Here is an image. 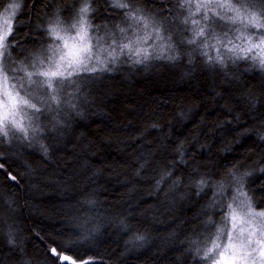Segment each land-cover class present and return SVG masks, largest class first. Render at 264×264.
I'll list each match as a JSON object with an SVG mask.
<instances>
[{"label": "trees", "instance_id": "1", "mask_svg": "<svg viewBox=\"0 0 264 264\" xmlns=\"http://www.w3.org/2000/svg\"><path fill=\"white\" fill-rule=\"evenodd\" d=\"M11 2L0 0V13ZM141 4L157 14L162 5L164 9L173 8L170 0H142ZM78 6L76 0H22L13 18L18 43L27 48L33 47L34 42L49 43L44 29L38 25H44L57 11L67 21ZM94 7L97 9L94 25L111 27L113 23H121L118 14L104 0H98ZM164 14L174 17L169 25L173 40L182 52L187 51V46L180 44L181 38L189 34L190 25L181 23L187 10ZM176 16L180 19H175ZM194 18L200 16L196 14ZM12 58L24 59L19 47L12 49ZM111 66L114 72L97 73L81 84L88 107L84 118L75 117L71 124L75 135L58 142L55 165L44 163L33 176L27 174L26 165L10 158L6 170L13 175L26 174L19 175L17 181L0 175V217L8 220L18 233L17 246H11L0 231V264H69L58 260L50 252L51 247L77 260L92 259L93 264H202L196 254L200 240L208 232L202 220L207 214H218L221 210L208 209L212 198L201 201L190 189L181 198L180 193L185 191L183 183L167 196L164 188L168 183L155 190L158 171L167 168L177 156L169 154L174 145L170 144L172 137L166 134L168 124L175 110H183L186 115L196 113L195 124L186 126L189 131L171 129L175 139L180 140L190 134L192 127L206 123L211 129L217 122L232 118L229 110L239 114L245 106L252 105L259 112L254 111L242 123L245 126L257 120L264 123V107H261L264 74L253 68L251 72L237 73L240 79L233 81L223 77L218 68L204 67L199 58L190 65L186 56L177 62L153 60L139 66L120 57ZM152 125H159L163 131ZM252 140L250 135L233 147L234 159L255 152L256 162L249 163L252 167L264 165V143L253 144ZM201 143L214 144L216 137L209 133L201 137ZM229 146L232 145H226ZM204 151L206 148L189 146L185 157L188 162L177 163L179 171L174 175H188L185 170L192 167L204 172L217 171L209 167L215 159L202 156ZM26 159L33 163L35 156ZM145 160V168L139 169ZM137 169L139 176L134 175ZM262 185L264 181L252 183L249 179V194L257 208L264 204ZM77 187H88L89 193L95 192L101 200L96 214L106 219L94 233L89 234L88 226L81 229L70 222L73 214L88 215L85 208L78 207V199H67L66 193L70 190L75 194ZM191 208L195 211H187ZM121 215L132 217V225L148 231L151 242L145 246L127 245L126 234L112 222Z\"/></svg>", "mask_w": 264, "mask_h": 264}, {"label": "clouds", "instance_id": "2", "mask_svg": "<svg viewBox=\"0 0 264 264\" xmlns=\"http://www.w3.org/2000/svg\"><path fill=\"white\" fill-rule=\"evenodd\" d=\"M188 0H181L184 4ZM193 4L197 3L198 0H191ZM22 3V0H21ZM20 3V4H21ZM231 4L232 7L228 5ZM79 7V6H78ZM138 7H144L142 4ZM145 8V7H144ZM233 8L240 9L244 13L245 21L247 20L248 12L255 14L260 18L261 27L253 30V27H245L239 19L237 14L233 11ZM201 9L204 11V15L200 16V10L194 8V12L200 16L199 19H194L189 22L190 25L187 36L183 37L187 51H181L180 46L175 40L172 39L169 47L175 49L171 53L174 56L173 59L168 58V53H161L159 56H150L146 61L133 63L131 59L124 57L126 63L130 62L132 65H147L153 60H162L167 62H177L182 57H187L190 65L194 64L199 58L200 62L204 67L218 68L219 72L223 77L233 81H239L240 77L237 73L241 71L251 72L253 68L264 74V52L257 54L258 49L255 47L251 48V51H247L251 45H258L259 48H264V5L257 7H248L236 0H207V4L201 5ZM151 15L157 16L159 19H163L159 14L151 12ZM121 24V23H118ZM95 25L93 24V27ZM121 27L124 25L121 24ZM161 33L165 32L164 27L160 28ZM172 37L173 34L169 33ZM90 37L92 40L95 38V34L90 31ZM251 41V45L247 42ZM243 49V50H241ZM255 57V58H253ZM23 59L18 60L16 63H20ZM95 63V60L92 61ZM15 68V66H13ZM115 68L111 66L110 71L114 72ZM97 73H88V76H94ZM10 81L15 85V88L23 95L24 87H27L26 81H22V77L19 75L13 80L11 74H9ZM84 79L78 80L73 85L67 86L65 91L62 93V99L60 104H53L51 110H45V106L39 103L36 99H32L30 96H24V99L28 101V104H36V107L40 109L39 112H35L28 106H22L19 114L16 116L18 122H22L26 132L21 131L20 128L16 127L12 123V119L9 118L5 121V127L7 134L4 135V142L0 144V160H7L10 158L12 162L20 161L27 167V174L35 176L38 170L42 169V165L47 163L49 165H55L57 163V157L55 152L58 150V142L63 140L67 136H74V131H71V124L75 117L81 119L85 116L87 104V97L81 91V84ZM220 95V93H217ZM264 107V104L261 105ZM259 112V109L255 105L250 108L245 106L243 111L237 114L234 111H229L231 119H224L210 129L206 123H203L201 127H192L190 134L184 139H175V134L171 129H185L189 123L195 124L196 113L191 112L190 115H186L183 110H175L172 113V122L168 124L169 131L166 133L172 139L170 144L174 145L170 149V153L177 154V148H183L181 155H177L176 159L169 162L171 167L168 168L169 173L172 174V179L179 181L175 184V188H179L183 183L184 192L180 193L181 198L190 189L194 192L195 196L199 197L203 201L207 197H211L212 200L215 198L218 205H222L224 210L217 213H209L206 218L202 220V223L207 225L208 232L200 240L201 255L207 249L212 247L213 243H217L219 247L216 251H220L223 244L226 241V234L232 228V221L227 209V205L231 204L232 207L237 208V211L242 215L244 210L238 207V202L232 199L236 188L238 187L235 183V177L241 176L244 173H248L244 177L243 191L250 193L249 179L251 178L252 183L264 181V172H260L257 169L264 168V165L258 164L257 167H252V164L256 162V153L249 152L244 153L243 159H234L236 153L233 151V147L240 143L242 138L252 136V143L256 144L257 141L264 143V123L259 120L253 122L251 126H245L242 121L245 117H250L253 112ZM22 118V120H21ZM152 127L159 128V125H152ZM39 131L34 133L33 129ZM256 129H260L256 131ZM209 133L216 137V143L206 145L201 143L202 136H208ZM231 137L232 139H226ZM226 145H232L226 147ZM191 148H206V151L202 153V156L209 159H215V163L209 167L218 169L217 171L204 172L196 167H192L188 172V175L181 177L180 175H174V172H178L179 169L176 167L177 163H181V156L185 159ZM35 156L33 163H29L26 159L27 156ZM186 160V159H185ZM234 160V162H233ZM39 161V162H37ZM187 161V160H186ZM188 162V161H187ZM186 162V163H187ZM147 161L141 163L139 169H144ZM193 165L195 161L192 162ZM35 164V167H33ZM228 164L227 167L224 165ZM143 165V167H142ZM134 171V175L139 176L140 170ZM20 176L25 175L24 172H17ZM91 179V177H86ZM201 180H205V187L200 189L197 185ZM195 182V183H193ZM223 182L224 191H218L216 183ZM72 184L75 181L70 182ZM165 185L164 180L161 179L160 171H158L157 178H155L154 186L155 190L159 191L162 186ZM171 180L167 187L164 188V195L173 189ZM208 189L205 192V189ZM264 191V189H260ZM250 195V194H249ZM67 199H78V207L86 209L88 215H81L79 213L73 214L70 218V222L75 226L83 229L84 226H88L90 233L97 231V226L106 219L103 215H97L99 211L101 200L97 197L95 192L89 193L88 187L83 189L77 187L75 194L71 191L66 193ZM252 196V195H251ZM255 206V205H254ZM221 210V208L218 207ZM257 210H261L257 208ZM187 211H195V208L187 209ZM215 217V218H214ZM222 217V219L220 218ZM211 218L212 224H207L206 221ZM133 219L127 215H121L117 220L112 222L116 224L118 229L126 234L125 243L129 246L141 245L145 246L151 242V235L148 231L137 228L130 223ZM240 227H247V225L238 226L233 236L240 231ZM220 229H223L221 232ZM0 231L3 232L5 242L11 246H17L18 233L14 226L9 224L8 220H4L0 217ZM54 248V247H51ZM50 248V249H51ZM216 259L215 253L211 255V258L205 262V264H213Z\"/></svg>", "mask_w": 264, "mask_h": 264}, {"label": "snow or ice", "instance_id": "3", "mask_svg": "<svg viewBox=\"0 0 264 264\" xmlns=\"http://www.w3.org/2000/svg\"><path fill=\"white\" fill-rule=\"evenodd\" d=\"M76 2L80 6L73 9L74 15L70 16L67 21L62 19L57 11L44 25H38L44 29V35L49 43L34 42L31 48L20 45L18 34L14 32L13 18L20 10L21 4L13 0L0 13V144L4 142V135L7 134L5 121L9 118L21 131H27L23 123L16 120L22 106H28L35 112L40 111L36 104L29 105L24 96L36 99L44 104L45 110H51L53 104L61 103L62 93L67 86L73 85L78 80L91 78L86 75L88 73L110 71L111 65L115 64L120 57L131 59L133 63H139L146 61L150 56L155 57L167 52L168 58L173 59L174 56L171 53L175 49L169 47L173 39L169 34L171 32L169 25L174 17L166 16L164 13L187 10V16L181 20V23L187 25L196 19L194 18L196 13H193L192 9L200 10L202 17L204 11L201 5L206 6L207 4V0H198L195 4L191 0L184 4L181 0H170L173 8L164 9L162 5L159 16L163 19H159L151 15L152 10L138 7L142 0H104L105 4L118 14L124 27L116 23H113L111 27L108 24H95L93 27L92 21L97 14L94 5L98 3V0H76ZM236 2L245 5L246 10L248 7L264 5V0H236ZM228 6L232 7L231 4ZM233 11L245 27L251 26L253 30L261 27L260 18L250 11L246 21L240 9L233 8ZM175 19H180V16H176ZM162 26L165 29L164 33L160 31ZM90 31L95 34L94 40L90 37ZM247 42L251 45V41ZM180 44L185 46L183 38ZM15 47H19L20 54L24 56L18 64L12 58V49ZM252 47L258 49V55L264 52V48H259L258 45H251L247 51H251ZM93 60L95 63L92 62ZM14 63L15 68H13ZM9 74L13 80L19 75L22 81H26L27 87H24L23 95L11 83ZM38 131V129H33L34 133ZM176 151L177 155H181L182 146ZM186 162L181 156V163ZM8 167L7 160H0V175L17 181L19 174L13 175L11 171L6 170ZM169 167L171 165L160 170V176L165 183L171 180L175 187L179 181L172 179V174L168 171ZM257 170L264 172V168ZM247 175L248 173H244L235 177L234 183L238 187L232 197L238 202V207L244 210V214L238 212L237 208L232 207L231 204L227 205L232 228L226 234V241L220 251H216L219 247L217 243H213L212 247L207 248L202 255L201 249L196 248V254L200 257L202 264H205L213 253L216 257L213 264H264V204L259 207L261 210H257L253 196L242 190L244 177ZM205 183V180H201L197 187L203 189ZM216 188L223 192V182L216 183ZM261 189H264V185ZM218 207L221 211L224 210L223 206L218 205L213 198L208 209ZM206 223L212 224L211 218ZM242 225H247V227H240V231L234 237L233 232ZM220 231L222 232L223 229ZM50 252L57 256L58 260L69 262V264H93L92 259L77 260L64 254L63 251L58 252L55 247L51 248Z\"/></svg>", "mask_w": 264, "mask_h": 264}, {"label": "rangeland", "instance_id": "4", "mask_svg": "<svg viewBox=\"0 0 264 264\" xmlns=\"http://www.w3.org/2000/svg\"><path fill=\"white\" fill-rule=\"evenodd\" d=\"M14 62H17L18 60H13ZM13 66H15V63L13 64Z\"/></svg>", "mask_w": 264, "mask_h": 264}]
</instances>
